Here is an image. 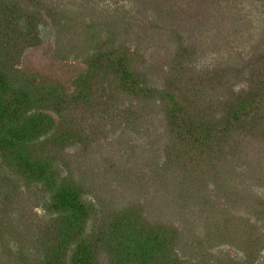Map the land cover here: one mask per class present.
<instances>
[{"label":"trees","instance_id":"trees-1","mask_svg":"<svg viewBox=\"0 0 264 264\" xmlns=\"http://www.w3.org/2000/svg\"><path fill=\"white\" fill-rule=\"evenodd\" d=\"M94 1L0 0V264H264V0Z\"/></svg>","mask_w":264,"mask_h":264},{"label":"rangeland","instance_id":"rangeland-1","mask_svg":"<svg viewBox=\"0 0 264 264\" xmlns=\"http://www.w3.org/2000/svg\"><path fill=\"white\" fill-rule=\"evenodd\" d=\"M64 1H65L64 5L70 9H72L76 14L81 13L83 11L82 8H84V7H88L86 9L91 8V6L96 2L94 0H64ZM148 4H150V2H147L145 5H148ZM166 8L167 9L171 8V2L170 1L166 3ZM157 9L158 8L156 6H154L152 9H150V11L154 12L152 14H156ZM39 29H40L41 42H43L46 45L51 43L53 41V39L55 38V36L57 35L55 28L50 27V24L46 25V26L40 24ZM79 31H80V29H78L77 33H76V43L75 44H78L80 39H81V43H84L85 39H86V35H83V37L79 38V36H78ZM60 34L63 37V34L62 33H60ZM62 41H63L62 43H69V42L71 43V40L68 41L64 37L62 38ZM59 46H61V45L59 44ZM43 52H44L43 50H38L36 52L32 51L29 55V58L31 59L32 62L37 63L39 60H41L42 57H44L41 55V54H43ZM67 56L70 58H73L74 52L68 53ZM44 60H47V59H44ZM37 212L40 216L44 215L42 209H37Z\"/></svg>","mask_w":264,"mask_h":264}]
</instances>
